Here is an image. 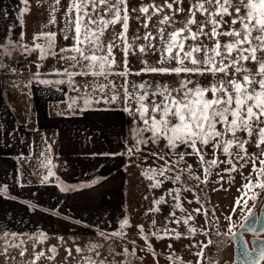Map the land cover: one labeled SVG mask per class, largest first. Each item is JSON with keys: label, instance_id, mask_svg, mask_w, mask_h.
<instances>
[{"label": "snow or ice", "instance_id": "1", "mask_svg": "<svg viewBox=\"0 0 264 264\" xmlns=\"http://www.w3.org/2000/svg\"><path fill=\"white\" fill-rule=\"evenodd\" d=\"M22 3L27 5L28 0ZM59 3L60 0H55V4ZM184 5L185 0H160L159 3L152 0L147 4L141 2L138 8H130L129 0H70L65 11L66 26L61 29L63 39L72 41L70 45L57 50V33L41 31L33 35L32 48L19 43L18 46L26 52L39 50L41 60L52 56L66 63L55 69L54 74L66 76L67 80L55 83H68L73 91L83 92L81 111L103 103L117 105L132 117L135 126L131 133L135 142L120 155L131 157L140 153L145 161L151 156L154 164L160 162L157 167L142 169V175L152 181L150 189L160 188L169 180L175 185L181 182L182 174H186L185 185L190 179L197 184L183 190L192 191L200 184L207 185L213 169H220L221 164L227 167L217 171L220 181L224 179L221 173H227L232 180L231 174L239 171L244 182L237 188L239 195L224 217L229 222L224 234L236 235L232 232L236 226L232 216L238 210H247L244 220L248 222V231H255V221L249 217L253 216L252 209L257 201L264 200V0H188L187 7ZM56 10L53 8V13ZM27 11V7L21 9V15ZM131 13L137 15L133 17ZM180 14L183 19L178 21ZM133 18L139 26L130 36L129 22ZM20 23L23 25L22 19ZM48 23H56L54 14ZM37 40L45 43H35ZM4 48L0 41V50ZM4 55L11 53L0 51V57ZM130 56L135 57L138 66L129 60ZM148 57L155 59L150 61ZM144 76L150 79H143ZM76 77L84 78V84L78 85ZM158 77L171 78L173 83L161 82L156 79ZM40 83L50 81L41 80ZM76 104L77 100L73 99L69 109ZM149 144L155 146V150L144 155L141 146ZM250 146L256 151H249ZM186 157L196 158L200 175L194 172ZM249 164L251 171L245 176L242 170ZM53 175L49 169L43 180L46 182ZM6 191V187H0V194ZM166 197L175 203L165 217L163 228H156L157 220L153 219L152 226L156 230L151 236L180 239L186 233L194 236L204 231L190 224L194 220L191 213L202 214L207 224L208 210L199 197L195 202L200 203V207L186 209L181 202V188H170L155 198L148 212H160V205L168 203ZM177 210L187 215L178 217ZM169 223L187 226L186 233L169 228ZM125 226H129L126 219L120 224L121 229ZM137 227L146 247L152 250L149 235L144 234L142 225ZM239 227L244 228L245 224ZM204 234L208 235L206 231ZM216 234L220 235L218 227ZM8 235L6 231L0 232L4 238ZM101 235L109 238L107 234ZM123 235V232L111 233L121 238ZM39 239L43 242L46 237L41 234ZM211 244L213 241L208 239L206 243L191 245L199 249L195 252V264H201L204 251ZM90 247L100 255L97 251L100 245ZM49 251L55 253L56 248L53 246ZM66 251L71 254L70 249ZM123 254L134 256L135 249L129 252L125 247ZM43 255V252L38 253L35 259ZM241 255L244 264H259V260L264 259V244L258 256L247 248H243ZM88 264L97 262L89 257ZM99 264H105L104 260Z\"/></svg>", "mask_w": 264, "mask_h": 264}, {"label": "crops", "instance_id": "2", "mask_svg": "<svg viewBox=\"0 0 264 264\" xmlns=\"http://www.w3.org/2000/svg\"><path fill=\"white\" fill-rule=\"evenodd\" d=\"M27 5L20 0H0V41L5 45L0 51L12 53L21 49L25 53L18 43L29 48L31 41L25 38L24 27L20 25L24 18L21 6ZM9 59V55L0 57L3 65L0 67V187L7 188L0 194V232L9 233L7 238L0 236V239L38 238L41 234L46 238L94 236L84 232L85 225H91L110 234L123 232L122 238L108 235V239L127 248L148 249L137 227L143 226V221L135 211L128 212L126 174L114 175L91 188L79 187L90 176L123 165L125 158L120 153L127 148L124 112L105 104L81 111L78 101L71 110L72 100L68 99L71 85L55 83L67 80L66 76L36 75V71L20 73L17 71L20 65L16 63H13L14 72L10 70ZM20 77H27L30 82L29 96L21 86L12 84L11 89L6 88L11 80L16 82ZM77 78L81 83V77ZM41 80L50 83H40ZM50 154L56 158L48 164ZM45 164L48 166L44 167ZM49 169L54 175L45 182L43 177ZM125 219L129 226L121 229ZM11 233L17 235L13 237ZM128 258H133L130 264L149 261L146 257L140 261L136 255Z\"/></svg>", "mask_w": 264, "mask_h": 264}, {"label": "rangeland", "instance_id": "3", "mask_svg": "<svg viewBox=\"0 0 264 264\" xmlns=\"http://www.w3.org/2000/svg\"><path fill=\"white\" fill-rule=\"evenodd\" d=\"M29 4L27 7L29 8V13H24L23 15V27L25 30V38L31 41L28 43L29 48L33 47V35L35 33L44 31H52L57 33L56 39V48L57 50L61 46H65V42L63 39V32L61 29L65 28L67 17L65 16V11L70 3V0H60L59 5L55 4V0H29ZM141 2L147 4L151 3L152 0H129L130 8H138ZM157 3L160 0H156ZM188 0H185V7H187ZM45 8V10L43 9ZM53 8L57 9L53 13ZM32 15L28 17L29 15ZM55 15L56 23L49 24V20L51 15ZM133 17L137 15V13H131ZM155 19V18H154ZM183 14L177 16V20H182ZM129 35L135 32L137 27V21L133 18L129 22ZM47 25V27H45ZM119 28V25H117ZM141 32L143 29L141 28ZM107 35V34H106ZM72 42V41H71ZM35 43H45L43 40H37ZM70 45V44H68ZM21 52V49H20ZM25 57L27 59V63L25 65L18 64L17 71L24 74H31L32 72H37L39 74H54L55 69H59L62 66L59 64L64 62H58V58H53L52 56H48L46 59H40L39 50L36 51H25ZM117 59H120V53L117 52ZM148 59L154 60L155 57H148ZM129 60L137 65V61L134 56H130ZM13 61L11 58L8 60V64L10 70L13 69ZM37 65L40 67L38 68ZM66 66V65H65ZM36 73V74H37ZM78 78H75V81L78 85H83L85 80L81 77L78 82ZM131 79L139 80L140 77H131ZM143 79H150L149 76H144ZM156 79L161 80V82L169 83L170 85L173 83L171 78L167 77H158ZM203 79V78H198ZM83 80V81H82ZM27 77H20V79L16 82L11 80V84H6V88L9 90L12 88V84L15 87L20 88L23 92L29 96L30 94V85ZM83 92L73 91V87L71 85V89L68 92V99L73 100L76 99L80 103V108L83 107V100L81 97L83 96ZM14 100V99H12ZM103 104V103H101ZM96 105V104H93ZM117 106V105H110ZM122 107V106H120ZM72 110V109H71ZM20 111L22 109L20 108ZM27 112L30 113V110L27 109ZM23 112V111H22ZM126 115V146L129 147L134 144V139L131 133V129L135 126L132 121V117L124 112ZM36 135V134H34ZM143 148V154L147 155L150 150H155V146L149 144L147 147L141 146ZM162 147V145H161ZM127 149V148H126ZM249 151H256L254 146L249 147ZM48 159L46 161L52 162L56 157L54 155H47ZM126 161L123 163V170L126 174V201L129 209V213L131 211H135L143 222L144 233L149 235V239L151 241L152 250L149 249H140V247H135V255L141 261L142 257H146L149 261H145L143 264H195L197 257L195 256V252H197L198 248L191 247L192 244L197 242H207L208 239L213 241L208 248L204 251V257L201 260V264H223L225 261H233L234 258V249L233 243L230 241L229 236L232 233H227L229 222L224 219L232 209L234 199L239 195L237 193V188L244 182L243 177L240 175V172L232 173V177L234 179L229 180V176L227 173H221L224 176L222 181L219 180V177L216 175L217 171L222 170L227 167V165H220V169H213V174L209 178V183L207 185L200 184L199 188L193 187L192 191H184L183 188L189 185H195L197 182L195 180H188L187 185L184 184V180L186 178V174H182L181 182L177 184H172L171 181H165L160 188H149V184L152 181L146 179L144 175H142V169H146L148 167H157L160 162H156L154 164V158L149 156V158L145 161L141 159V154L137 153L129 157L128 155H124ZM187 162L193 165V170L197 175H200L201 172L199 170L198 161L195 157H186ZM244 175L246 176L251 171V165L249 164L243 170ZM122 174V173H121ZM221 184L223 187H221ZM177 187L181 188V202L183 206L191 211L192 209H196L200 207V203L204 205V208L208 210L209 215L207 220L209 223H205V217L202 214H197L192 212L191 214L194 217V220L190 222V224L196 226L197 228H202L204 231L208 233L206 236L204 231H198L194 236L188 235L186 233V227L183 224L176 225L174 223H169L168 227L177 229L178 231L185 232V236H182L180 239L176 238H164L157 239L151 236V232L155 231L156 228H163L165 217H168L169 212L172 210V205L175 203L170 197H166L168 200L167 204L160 205L161 211L158 213H150L148 209L153 207V200L158 198L159 196L166 193V191L170 188ZM215 189V190H214ZM147 197V199H145ZM199 197L200 203H196V198ZM193 201L191 204L188 201ZM261 201V200H260ZM257 201V204L260 202ZM251 203V202H250ZM257 207V205H256ZM255 207V208H256ZM253 208L252 211L255 209ZM147 213V214H146ZM184 215L187 213H180L177 210V216ZM247 215V210H238L237 213H234L232 216V220L236 225L233 227L232 232H235L241 223H243L244 216ZM153 219L157 220V226L154 228L152 226ZM135 223V220L132 219ZM137 226V223L135 224ZM217 227L219 229L220 235H217ZM162 234V233H161ZM78 236L72 235V238H46L43 242H40V237L38 238H24L20 237L14 239H0V264H33L35 260V264H88V258L90 257L92 260L96 261L99 264L101 259L104 260L105 264H130L133 258H128V255H124L122 249L125 248L123 243L117 242L113 239H105L104 237L97 236ZM23 241V243H21ZM92 244H98L101 247L97 249L100 255H96V251L91 250ZM13 245H19V247H15ZM171 245V248L168 246ZM56 248V252L52 253L49 251L52 247ZM5 248L7 251L5 252ZM82 249L81 252H77L76 249ZM131 248V246H128ZM71 250V254L69 255L68 251ZM121 249L120 253H116L115 250ZM24 252L21 255V252ZM43 252L44 255L41 256L38 260L35 259L38 253ZM153 252L155 255H153ZM172 256V259L169 257ZM54 257V258H50ZM136 259V257H134ZM227 261V262H229ZM264 264V261L262 262Z\"/></svg>", "mask_w": 264, "mask_h": 264}, {"label": "water", "instance_id": "4", "mask_svg": "<svg viewBox=\"0 0 264 264\" xmlns=\"http://www.w3.org/2000/svg\"><path fill=\"white\" fill-rule=\"evenodd\" d=\"M261 211H262L260 216L261 221L259 222V226H257L259 215L256 212L253 213V216L249 217V220L255 221V223L253 224L255 231H248L247 228L248 222L244 221L245 227L239 228L235 232H233L236 233L235 236H233L232 234L229 236V239L234 244V260L232 263L227 262L226 264H244V259L241 255L243 248H247L248 251L250 253H253L255 256L259 255L260 246L264 244V237L257 236V233L264 230V204ZM245 233H251L252 235H254L250 239L251 246L245 236ZM263 260L264 259L259 260V264H261Z\"/></svg>", "mask_w": 264, "mask_h": 264}, {"label": "flooded vegetation", "instance_id": "5", "mask_svg": "<svg viewBox=\"0 0 264 264\" xmlns=\"http://www.w3.org/2000/svg\"><path fill=\"white\" fill-rule=\"evenodd\" d=\"M21 1V3H22V0H20ZM30 2H29V0H28V4H29ZM27 7V6H26ZM23 8H25V6H21V9H23ZM28 10H29V8H28ZM25 13H29V11H27V12H25ZM24 14V13H23ZM22 16H25V15H22ZM21 25V24H20ZM13 52H18V53H20L21 55H22V57H23V59H24V61L23 62H21V63H19V62H14L13 60H12V58H11V55H10V58H11V60L14 62V63H16V64H22V65H25L26 63H27V59H26V57H25V53H22V52H19V51H13ZM12 52V53H13ZM11 53V54H12ZM117 107V106H116ZM116 107H114V108H116ZM125 117H126V115H125ZM125 127H126V118H125ZM125 158V157H124ZM125 161H126V158H125ZM121 173H125V171L123 170V165H120V166H118L117 168H115V169H113V170H110V171H106L105 173H100V174H96V175H93V176H90L89 177V179L88 180H86V181H84V183H82V184H80L79 185V187L80 188H91L92 186H95V185H97L100 181H108V180H110V179H112L113 177H114V175H117V174H121ZM74 188V187H73ZM263 204H264V200H261L258 204H257V207L252 211L253 213L254 212H256L258 215H259V219H258V225L257 226H259V222L261 221V219H260V216H261V210H262V207H263ZM244 223V222H243ZM87 228H94V229H98V230H101V232L100 231H94V232H91V233H89V232H87L86 231V229ZM240 228V227H239ZM238 228V229H239ZM256 228H258V227H256ZM84 232L85 233H88V234H99L98 236H100L101 235V233H104V234H107V235H111L107 230H105V229H102V228H98V227H93V226H91V225H85V228H84ZM103 236V235H102ZM245 236H246V238H247V240L249 241V244H250V246H251V242H250V239H251V237H253L254 235H252L251 233H245ZM257 236H260V237H264V230H262L261 232H259V233H257ZM231 241V240H230ZM233 243V242H232ZM233 249H234V244H233ZM233 260H234V258H233ZM227 261H229V260H227ZM227 261H225V263H223V264H226L227 263ZM264 261V260H263ZM233 261L231 260V261H229V263H232ZM262 264V263H261Z\"/></svg>", "mask_w": 264, "mask_h": 264}, {"label": "built area", "instance_id": "6", "mask_svg": "<svg viewBox=\"0 0 264 264\" xmlns=\"http://www.w3.org/2000/svg\"><path fill=\"white\" fill-rule=\"evenodd\" d=\"M11 58H12V60H13L14 62H19V63H21V62L24 61L22 55H21L20 53H18V52H13V53L11 54ZM86 231L89 232V233L94 232V231H96V232H97V231H100V232H101V230L94 229V228H87Z\"/></svg>", "mask_w": 264, "mask_h": 264}]
</instances>
